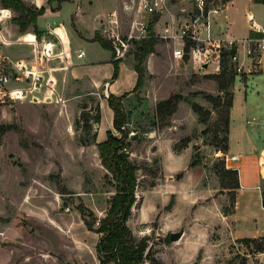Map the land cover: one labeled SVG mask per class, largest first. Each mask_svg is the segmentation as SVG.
I'll list each match as a JSON object with an SVG mask.
<instances>
[{"label":"rangeland","instance_id":"rangeland-1","mask_svg":"<svg viewBox=\"0 0 264 264\" xmlns=\"http://www.w3.org/2000/svg\"><path fill=\"white\" fill-rule=\"evenodd\" d=\"M190 1L168 2L165 11L171 9L170 12L150 15L139 10L138 0H92L90 4L82 3V9L76 13L75 26L83 35L97 29L95 34L111 45L112 34L123 39L131 31L139 34L134 21L148 25L154 15H158L157 21L166 15L164 24L154 23L158 42L154 53L144 59L140 87L122 100L123 127L128 134L125 149L138 167L136 202L127 223L137 240L146 238L145 264H149L150 258L158 260L156 264H264V250L257 251L242 241L243 237L236 238L230 223H218L219 208L221 213L230 208V194L220 186L216 174V168H225L217 150L229 153L221 146L210 144L215 131L219 139L224 132L218 122L219 108L213 107L206 95L226 99V91H219L217 82L202 72L215 70L217 61L212 58L203 70L193 68L187 61L190 58L187 45H192L193 40L183 46V61L175 60L172 49L176 39L160 34L167 23L180 28L184 17L198 14ZM221 2L225 5L226 0H215L216 6L223 7ZM72 5V2L64 4L63 16L70 15ZM230 7L232 34L240 36L248 32L249 13L258 22H264V0H234ZM67 21L70 22V17L64 21V27H68ZM41 34L38 33V37ZM58 36L60 42L66 41L62 30ZM147 36L148 32L131 38L121 59L134 64L137 46ZM49 38L48 34L44 35L45 40ZM26 39H32V34ZM223 43L215 46L220 57L226 51ZM82 44L87 52L100 48L96 41ZM226 58L227 64H231L229 56ZM111 63V80L118 78L111 94L117 96L114 91L124 94L132 90L136 84L131 74L135 71L134 65L123 63L120 74L118 61L114 76V62ZM256 72L259 71L234 72L235 79L229 87L234 98L228 144L231 152L247 156L245 169L250 179L256 172L253 156L264 153V73ZM172 94L182 96L178 102V105L182 102L180 112L177 105L176 113L158 119L156 103ZM98 100L97 95L80 93L75 97V112L70 114L67 101L62 104L51 97L41 100L17 96L0 98V125L16 127L0 135V264H100L95 245L101 234L96 231L99 225L95 222L106 215L109 199L115 192V181L101 164L93 143L95 134L97 142L105 140L106 132L112 131L110 122L114 128L113 110L106 102L100 111L96 132L94 118ZM192 102L209 111L206 123L200 122L193 112L201 128L195 127L196 120L184 106L191 108ZM86 113L90 126L83 120ZM205 129L207 131L202 132ZM114 133L120 135L116 130ZM190 144L188 152L173 155L181 154ZM195 161L196 166L187 169ZM183 175L184 178L179 179ZM259 183L264 187V180L260 179ZM210 185L213 188L209 190ZM259 194L250 187L240 189L233 218L235 234L252 235L256 223L264 227ZM213 199L222 200L223 205L220 207ZM79 205L93 211L90 216L84 211L86 219L93 224L92 230L84 224ZM172 232L180 236L171 240Z\"/></svg>","mask_w":264,"mask_h":264},{"label":"crops","instance_id":"crops-1","mask_svg":"<svg viewBox=\"0 0 264 264\" xmlns=\"http://www.w3.org/2000/svg\"><path fill=\"white\" fill-rule=\"evenodd\" d=\"M26 3L34 4L37 7L45 6V11L43 14L39 15L37 17L36 21V30L31 26L27 28L25 31L21 32L19 30V27L17 24L12 22V18L16 16V11H14L11 8H4L2 5L0 6V42H1V52L7 55L12 61L16 63H22L27 69L33 70L35 69L39 64L43 67H55L54 69H51L49 73L43 72L42 75L44 77H51L55 81L54 85L50 86H44L40 90H32L26 93L24 97H30L32 100H41V99H47L49 97L55 98L56 102L59 98H64L65 101H67V104L69 106V112L74 113L75 112V97H78L80 93L88 94V95H97L98 96V104L99 109L101 111L102 107L106 105L107 97L111 94V90L113 89V85L117 80H111L110 74H111V68L112 63L116 60L111 50L103 48L97 41V43L100 45V48L98 51L94 52H87L86 48L83 46L82 42H91L94 41L93 37L95 35V31L97 29H94L92 34L89 35H83L81 31L75 26V19H76V13L82 9V3H86L92 0H53L52 2L48 3L49 0H41L39 3L37 0H23ZM85 1V2H83ZM234 0H227L225 5L220 8L219 12L210 14V40L205 41L206 46H210L211 48V54L212 56L215 55L214 50L215 46L218 42H225L226 40H237L238 45V53H239V61L241 62L244 60L243 56V46H242V40L248 36L250 32V22L249 18L255 17L249 13L248 14V32H245L243 35H237L232 34L231 31H229L230 27V9L231 4ZM72 2V8L68 11L70 12V15L63 16L62 15V8L65 3ZM41 4V5H40ZM90 4V3H89ZM76 9V10H75ZM165 15V14H164ZM70 22H68V27L64 25L66 19H69ZM163 16L160 20L157 21L158 24H164ZM168 19V18H167ZM256 20V19H255ZM45 21V22H43ZM257 21V20H256ZM258 22V21H257ZM260 23V22H259ZM261 24H264V22H261ZM66 29H64V28ZM62 30L65 34L66 41L60 42V37L58 36L59 31ZM42 34L38 37V33ZM32 34V39L27 40L26 36ZM49 35L48 40L44 39V35ZM75 34H76V40H75ZM201 36L206 40L207 38V31L204 29L201 31ZM47 42H50L49 44H46ZM45 44L44 53L49 55V59L43 57L39 61V57L41 56V49L42 46ZM53 47V52L51 54V49ZM181 46L180 41L176 40L174 42L173 49L178 48ZM172 49V52H173ZM80 50L84 51V55L82 57H78L77 54ZM209 50V49H208ZM107 51V53H106ZM152 52L151 54H153ZM204 63L201 68L202 70L207 67L209 62L212 58H215L217 61L216 69L213 71H202L204 73H216L219 71V58L218 57H212ZM173 57V56H172ZM175 59V58H174ZM79 60V61H78ZM180 60V59H175ZM120 63L119 72L122 73L123 70V63L125 65H133V63L127 59H118ZM181 61H183L181 59ZM188 63H191L193 68L200 67V65L195 64L192 62V60H187ZM39 65V66H40ZM245 70L243 72H247L248 74L254 72L248 70V65L245 62L244 63ZM256 73H264L263 69H258ZM235 73H243V72H236ZM132 79L137 80V73L136 71H132ZM255 74V73H253ZM252 75V74H251ZM259 75V74H256ZM253 77L250 76V79ZM249 79V80H250ZM238 83V81H237ZM236 83V84H237ZM240 84V82H239ZM27 83L22 79V77L15 74V72L12 73L11 79L8 83V89H13L16 87H26ZM236 86V85H235ZM131 91V90H130ZM130 91H127V95H129ZM235 92V90H234ZM114 93L118 96L122 94V92L114 91ZM126 93V92H125ZM21 97L17 93H10L8 97ZM21 97V98H24ZM234 98V93H233ZM233 101V99H232ZM182 103V102H181ZM179 103L177 112L182 107V104ZM184 103V102H183ZM186 104V103H184ZM185 108L188 110L187 112L191 113L193 118L196 120L195 127L201 128V123L197 121V117L193 114V111L191 110L189 105H184ZM176 113V112H175ZM179 114V113H178ZM177 114V115H178ZM188 114V113H187ZM99 123V122H98ZM98 123H96V132L98 130ZM110 128H112V131L114 132V128L112 127V123L110 122ZM229 133H230V113H229V129H228V143H229ZM94 146H96L94 144ZM192 144L190 146L185 147L184 151L181 154H174L173 155H182L191 148ZM228 153L230 155H236L237 161H233L231 164L232 166L237 167L238 171V180H239V187L235 190V203H234V209L231 213L224 214L221 213V208H219L218 214L220 215L219 222H228L232 226V234L236 238L240 237H260L264 236V227L259 226L257 223L255 224L254 233L252 235H246V236H239L235 234V229L233 226V223L235 222L234 218V212L236 208V199L238 197V193L240 189L244 188H252L256 189L255 186L260 182V176L258 172V166H257V158L259 155H254L255 160V167L256 172L253 178L250 179V174L246 171V167L248 166L247 163V156L243 155L241 153L237 152H231L230 147L228 144ZM190 155V153H188ZM189 164V162H188ZM188 165L187 169L195 167ZM244 170V171H243ZM184 175L179 178L183 179ZM209 190L212 189V185L208 186ZM208 196V195H207ZM219 202V206L221 207L222 200L219 199H213V201ZM259 200L262 210H264V207L261 202V196L259 194ZM105 264H114L113 262H108Z\"/></svg>","mask_w":264,"mask_h":264},{"label":"trees","instance_id":"trees-1","mask_svg":"<svg viewBox=\"0 0 264 264\" xmlns=\"http://www.w3.org/2000/svg\"><path fill=\"white\" fill-rule=\"evenodd\" d=\"M52 1L49 0L48 3ZM1 5L4 8H11L18 13V15L12 18V22L18 25L21 32L25 31L29 26H32L36 30L37 17L45 11V6L43 5L40 7H30L25 5L22 0H1ZM156 16L158 15H154L148 24L147 38L137 46L134 54L135 63L133 65L137 73V80L134 88L130 92L140 87L143 80L144 59L149 53L154 51V45L158 42V37L154 36L153 29L154 23L157 21ZM93 40L97 41L103 48L111 50L114 53L110 42L99 34H95ZM233 51L232 49L222 52L219 60V71L206 75V77L217 82L219 91H226V99H223L220 95L215 97L206 95V98L212 103L213 107L219 108L218 122L222 124L224 132L219 139L217 131H215L210 144L217 147L221 146L223 150L228 149L229 113L233 99V94L230 93L229 87L235 79L232 64H227L226 57L233 53ZM114 67L115 76L118 71V59L114 61ZM127 94V92L120 96L110 94L107 97V102L113 110L114 128L120 135L117 136L113 131L108 130L105 140L97 142L95 138L96 134L93 139V143L96 144L98 149L101 164L111 173L112 179L115 181L113 184L115 186V192L109 199L106 215L99 221V226L96 229L101 234L95 245V252L100 264L108 262H113L114 264H145V260L148 258L146 238L137 240L127 223L132 213V207L136 202V171L138 169L137 165L130 160L129 153L125 149L126 145H128L125 141L128 134L123 127L125 123V111L122 100ZM181 99V95L172 94L168 98L158 101L155 106V116L158 119H165L171 116L176 111L178 102ZM191 108L197 114L200 122H207L209 117L208 110L195 102L191 103ZM89 119L87 113L83 115V120L87 126H90ZM94 120L96 123L100 120L99 104L97 105ZM14 128L16 127L13 124H1L0 135ZM206 131L205 129L202 132L205 133ZM185 141L187 143L188 139ZM196 164V161L190 163L191 166ZM216 174L219 177L220 186L227 189L230 194V208L223 210V213H231L234 209L235 190L239 187L238 171L237 169L223 167L216 168ZM262 205L264 206V198L262 199ZM79 209L83 216L84 224L89 230H92L93 224L86 219V216L93 215V211L87 208L85 209L83 205H79ZM84 211H88L89 214L86 215ZM242 241L247 242L248 246L252 245L257 251L264 250V237H244ZM148 262L149 264H156L158 260L156 261L154 258H150Z\"/></svg>","mask_w":264,"mask_h":264},{"label":"built area","instance_id":"built-area-1","mask_svg":"<svg viewBox=\"0 0 264 264\" xmlns=\"http://www.w3.org/2000/svg\"><path fill=\"white\" fill-rule=\"evenodd\" d=\"M181 0H138V8L145 14H160L162 12H170L168 9L165 11L167 3H177ZM192 4L198 9V14L195 17H192L188 14V17H184V22L180 28H177L172 23H167L163 28V31L160 32L161 36L167 37L171 36L174 39L180 41L181 46L173 49L172 56L175 59H182L184 56L183 46L186 42H191L193 44H188L189 47L188 55L190 56L189 60H192L193 63L200 65V67L206 63L212 56L210 46L205 45V41L210 40V14L217 13L220 10V7L216 6L215 0H191ZM221 4H223L221 2ZM185 8H182L184 11ZM174 18L172 17V22ZM250 22V34L242 40L243 46V56L244 60L239 61V51L237 40H226L224 48L227 51L234 50L233 53L229 54L230 63L232 68L236 72H243L245 70L244 63L248 65L249 71H254L264 68V24L257 22L253 17L249 18ZM189 23V24H187ZM136 29L139 31L138 35L134 34V31H131L127 38L123 39L116 34L111 35V42L113 48V55L116 59H121L125 56L127 46L130 44V39L136 36H144L148 32L146 23L143 21H134ZM133 25V26H134ZM191 28V29H190ZM207 31V38L201 36L202 30ZM190 30L188 34L187 31ZM178 32V33H177ZM220 42L217 43L216 47L219 46ZM54 45L52 44L51 54L53 52ZM45 44L42 46L41 56L42 59L50 58L49 55L44 53ZM209 49V50H208ZM215 56L220 57L217 49L214 50ZM84 51L80 50L77 54L78 57H82ZM229 64V65H231ZM40 65V64H39ZM37 66L33 70L27 69L22 63H16L12 61L7 55L1 52V42H0V98L7 97L10 93H17L19 96L24 97L27 92L32 90H40L42 87L47 85H54L55 81L51 77H44L43 72L49 73L51 69L55 67H43L42 65ZM15 72L18 76L22 77L27 83L26 87H16L13 89H8V83L11 79L12 73ZM62 104H65L64 98H59ZM217 153L220 154L224 160V165L226 168L237 169L236 166H232L233 161H237L236 155H230L227 153H222L221 150H217ZM257 166L260 179L264 180V153L260 154L257 158ZM255 188L259 191L261 196V202L264 198V187L261 183H258ZM264 207V206H263ZM100 218L96 220V224L99 225Z\"/></svg>","mask_w":264,"mask_h":264},{"label":"water","instance_id":"water-1","mask_svg":"<svg viewBox=\"0 0 264 264\" xmlns=\"http://www.w3.org/2000/svg\"><path fill=\"white\" fill-rule=\"evenodd\" d=\"M179 236H180V233H174V232L170 233L171 240L177 239Z\"/></svg>","mask_w":264,"mask_h":264}]
</instances>
